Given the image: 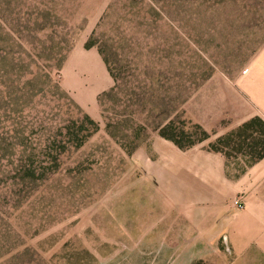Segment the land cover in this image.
<instances>
[{
	"label": "rangeland",
	"instance_id": "obj_1",
	"mask_svg": "<svg viewBox=\"0 0 264 264\" xmlns=\"http://www.w3.org/2000/svg\"><path fill=\"white\" fill-rule=\"evenodd\" d=\"M262 78L264 0H0V264H264L214 206Z\"/></svg>",
	"mask_w": 264,
	"mask_h": 264
},
{
	"label": "crops",
	"instance_id": "obj_2",
	"mask_svg": "<svg viewBox=\"0 0 264 264\" xmlns=\"http://www.w3.org/2000/svg\"><path fill=\"white\" fill-rule=\"evenodd\" d=\"M262 84L264 86V78ZM254 92L258 99L249 120L260 118L264 121V89ZM219 167V185H216L219 190L214 206L217 217L225 221L221 234L230 235L231 243L237 246L235 249L240 248L239 244H245L244 249H253L257 257L259 253L264 259V158L247 165L242 174L231 180L226 176V162L222 161ZM237 197L245 202L242 211L232 205V200Z\"/></svg>",
	"mask_w": 264,
	"mask_h": 264
},
{
	"label": "trees",
	"instance_id": "obj_3",
	"mask_svg": "<svg viewBox=\"0 0 264 264\" xmlns=\"http://www.w3.org/2000/svg\"><path fill=\"white\" fill-rule=\"evenodd\" d=\"M94 47L98 48L101 56L103 57V60H104V62L106 64V66H107V69H108L112 79L114 81H116V83H117V79L115 77L114 70L111 67V59L107 55L105 48H103L101 45H98V43L90 42V43L86 44V48L87 49H92ZM86 121L88 123H90L94 127L93 131L91 132V134L96 133L98 131L97 124L92 119H90V117H87ZM257 126H259L260 130L262 129L261 133L264 136V121L262 119H260V118H255V119L251 120L250 122L246 123L239 131L240 136H243L247 132L249 133L250 131H253L255 129V127H257ZM111 128H112V126H109V129H111ZM160 129H162L160 131L161 137L166 139V140L171 141L172 143H174L181 150L190 149V148L194 147L195 145H197L199 143H202L203 141L208 139V134L200 126H196V129H198L200 131H203V133H202V137L200 139H197V140H192L189 137H187V135H185L184 133H179L173 127V122L164 123L163 126ZM234 135H236V134H232L228 138H232ZM249 140H250V137L247 136V139L245 140V143L247 141H249ZM84 141H85V137H83L82 139L79 138L78 142H77V146L78 147L82 146ZM259 147L263 148L264 144L261 145V143H256L254 145V150L258 149ZM211 150L216 152V153H222L227 158L229 157L227 154H225V152L220 151L217 148L216 144L211 147ZM258 154L259 155L256 157L255 161L251 162V164L264 158V151L263 152H259Z\"/></svg>",
	"mask_w": 264,
	"mask_h": 264
},
{
	"label": "built area",
	"instance_id": "obj_4",
	"mask_svg": "<svg viewBox=\"0 0 264 264\" xmlns=\"http://www.w3.org/2000/svg\"><path fill=\"white\" fill-rule=\"evenodd\" d=\"M234 207L240 211L244 210L245 209V202L240 199V198H237L235 201H234Z\"/></svg>",
	"mask_w": 264,
	"mask_h": 264
}]
</instances>
